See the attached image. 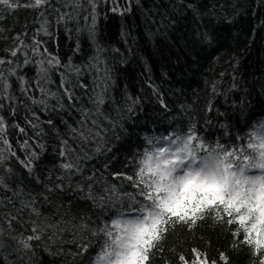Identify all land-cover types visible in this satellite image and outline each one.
I'll list each match as a JSON object with an SVG mask.
<instances>
[{
    "label": "trees",
    "instance_id": "trees-1",
    "mask_svg": "<svg viewBox=\"0 0 264 264\" xmlns=\"http://www.w3.org/2000/svg\"><path fill=\"white\" fill-rule=\"evenodd\" d=\"M18 2L19 7L12 11L4 9L2 13L0 57H7L5 50L13 46L15 36L27 33L30 37L39 28L38 22L47 18L49 26L53 25L50 32L56 33L64 24L69 33L61 41L43 35L37 37L46 40L48 52L61 62L49 74H57L58 79L62 74L67 79L63 84L60 80L58 89L48 86L42 92L40 88L45 82L40 80L39 87L36 86L35 66L24 67L17 75L23 73L28 93H23L19 81L10 77L12 99L0 100L3 104L0 115L9 125L7 138L21 160L26 159L19 147L25 136L12 125L19 124L28 137H34V130L27 128L25 118L34 119L35 113L45 133L41 138L45 150L36 162L34 175H29L15 158L3 166L11 168V174L0 169L8 185L0 188V201H3L0 204V228L3 229L0 264H91L102 244V238L93 237L91 230L110 219L118 208L107 204L101 208L96 203V207L91 206L93 200L86 199V192L81 191L91 183L86 177L95 178L92 191L99 196L103 195L105 182L116 181L115 174L134 175L135 150L143 146V133L168 135L174 130L189 133L190 125L195 124L197 136L210 143L235 146L246 144L250 130L258 129L254 122L264 117V0H184V3L138 0L131 4H126V0H94L97 41L103 49L101 60L108 61L109 76L91 67L84 68L88 58L93 62L96 54V46L87 31L92 17L89 0H79L78 4L49 0L44 9L24 7L30 0ZM188 3L194 4L198 13L188 8ZM129 7L131 10L127 11ZM41 11L44 17L40 16ZM58 13L66 14L60 23L56 22ZM204 32L210 34V42H201L200 34ZM27 37L22 38L30 42ZM77 43L79 52L75 51ZM69 60L79 71L97 73L91 78L97 86L113 85L114 95L109 99L115 108L114 104L102 105L100 115L105 123L107 120L117 125L93 131L92 141L96 145L101 142V136L107 138L101 142L104 146L91 147L87 141L82 146L80 137L71 132L68 144L77 152L67 159L80 168L79 174L73 169L71 178L52 163L55 157L59 160L63 157L58 152L50 154L59 144L57 133L64 138L71 124L65 122L73 113H78L75 108L58 102L59 92L64 93V88L82 77L65 67ZM7 69L5 64V74ZM32 99H45L48 110L33 104ZM119 110L126 113H118ZM49 119L55 131L47 123ZM121 119L123 123H117ZM18 137L22 141L14 145ZM58 174L63 176L62 181L56 180ZM56 183H62L63 188L48 191L45 187L54 188ZM122 183L123 187L117 184L119 195H133L137 201L143 199L137 195L138 188L127 181ZM29 201H34L39 216L24 207ZM122 210L131 214L126 203ZM83 224L88 228L82 229ZM33 226L40 229L42 240L32 241L33 251L21 252L17 248L4 251L32 233ZM235 230V225L218 224L210 216L191 230L177 225L166 234L163 248L155 250L151 264H182L181 255L192 264L197 252L206 256L210 264L212 261L223 264L219 259L222 254L228 257V264H256L257 257L247 245L234 244L235 239H240L233 236ZM98 240L100 245L94 251ZM82 248L87 251H81Z\"/></svg>",
    "mask_w": 264,
    "mask_h": 264
},
{
    "label": "clouds",
    "instance_id": "clouds-1",
    "mask_svg": "<svg viewBox=\"0 0 264 264\" xmlns=\"http://www.w3.org/2000/svg\"><path fill=\"white\" fill-rule=\"evenodd\" d=\"M254 124L258 128L264 125V117ZM250 135L251 147L247 143L217 146L199 136L190 139L183 130L168 135L141 134L144 143L135 150L134 175L145 198L150 194L151 199L144 200V213L125 214V203L128 211L138 209L139 201L123 195L102 198L103 204L118 210L92 229V236L102 238V244L91 264H151V257L165 238V224L180 221V216H171L173 212H191L197 220L210 216L218 224H224L231 213L236 230L244 233L251 228L259 212L249 208L264 210V138L255 129ZM215 183L222 185V193L211 186ZM220 195L223 203L217 199ZM213 200L216 202L210 203ZM240 216L246 217L243 226L238 223ZM260 239L264 240V233ZM249 248L253 252L255 244Z\"/></svg>",
    "mask_w": 264,
    "mask_h": 264
},
{
    "label": "snow or ice",
    "instance_id": "snow-or-ice-1",
    "mask_svg": "<svg viewBox=\"0 0 264 264\" xmlns=\"http://www.w3.org/2000/svg\"><path fill=\"white\" fill-rule=\"evenodd\" d=\"M61 3H66V2H75L79 3V0H60ZM133 2L138 3V0H126V4H131ZM181 3H184V0H180ZM89 3L91 4L92 8V17H91V25L87 29L88 31V36L90 40L95 44L96 46V54L93 57V60L96 62H99L101 59V55L103 52L102 47L99 45L97 41V33H96V4L94 0H89ZM49 4V0H30V2L24 7H30L33 9H44L46 5ZM19 2L18 0H0V20L3 19V11L4 9H7L8 11H12L13 9L19 7ZM188 8L192 9L194 13H198V9L195 7L194 4L188 3L186 5ZM127 11H130V7L126 9ZM54 12H57L56 9H53ZM113 11H116V8H113ZM121 15L124 14V12L120 13ZM40 16L44 17V11L40 12ZM70 19L71 17H67ZM66 19V14L63 13H58V18H57V23H60L61 21H64ZM3 29L0 28V32H2ZM43 35L45 38H50V39H55L54 33L50 32V26H49V21L47 18H44L40 21L39 23V28L37 29L36 32H34L30 37H27V33H21L17 36L14 37V44L10 49H6L5 52L7 53V57H0V100L3 99H9L11 100L12 98L9 96V89L11 87L9 83V78L10 77H15L16 80L19 81L20 86H21V91L25 94L28 93L29 89L26 88L24 85L27 83L25 81L24 75L21 72L20 75H17L18 70L23 69L24 67L28 66H35L36 71H37V77L38 80L36 82V86L39 87V81L44 80L45 78L48 77L49 72L51 69L59 67L61 62L58 57L50 54L48 52V49L46 47V40L38 39L40 35ZM22 37H27L30 42H25V39ZM200 39L201 42H210V34L208 32H204L200 34ZM80 47L79 44L77 43L76 52H79ZM8 65L7 69V74H5L4 70V65ZM95 67L96 65L93 64L91 65ZM69 71H76L77 74H79V69L78 68H73L71 65V61L69 60V64L65 66ZM67 77L62 75V84L63 81L66 80ZM70 83V82H69ZM83 87V85H81ZM42 92L44 91L42 88L40 89ZM64 94L66 95L67 99L71 101L73 99V95L71 91H69L68 88L63 89ZM53 96L56 95V93H52ZM31 99V97H29ZM33 104H39L43 105L45 110H48V105L46 103L45 99H40V100H35L32 99L31 101ZM98 103L103 104L104 100L103 97L100 96L98 98ZM59 107H63L62 104L58 105ZM3 104L0 103V110H2ZM54 110V109H53ZM10 111L12 109L10 108ZM86 115V113H85ZM34 119L37 121L36 123H32L31 121L27 120L25 118V122L30 125V127L34 130V137H28L27 133L25 131L24 127H21L19 124H14L12 125L14 128L18 130L19 133L23 134L25 136V139L23 140L22 143L19 144L20 149H22L25 152L26 159L21 160L19 156L16 155V152L13 150L12 144L9 142L7 138V130H8V123L5 120V118L0 115V169L3 170V172H6L8 174H11L12 169L11 168H6L4 169V164L6 161H8L10 158H15L26 170L29 175H34V170L36 166V162L40 159L41 155L43 154L45 150V143L42 141V136L45 135L43 128H40L39 124V117L34 115ZM49 126L53 128L55 131V127L53 125V122L51 119L47 121ZM83 124V122H81ZM93 124H95V121H93ZM39 128V131H35L36 129ZM70 131L80 137L82 141H87L90 138L91 135V130L89 129V135H85L84 131L82 129H77V128H72L69 126ZM257 131L261 134V137L264 138V125H261ZM95 135L99 136V133H96ZM188 136L190 139H196L197 135L195 132V124L190 125V132L188 133ZM57 139L59 140L60 143V149L58 151V155L61 157H65L66 162L60 163L59 167L63 170L65 174L71 178L73 169H75L76 173L79 174L80 168L78 164H74L71 160H68V153L72 151V149L69 147L68 140L60 138L58 133H57ZM31 140V142H30ZM247 144L249 147L252 146V135L247 140ZM217 146H220V143L217 142ZM264 147V145H262ZM38 149V151H37ZM235 150V149H233ZM242 150V149H241ZM97 152L100 151L99 147L96 149ZM231 155V152L228 153ZM116 176V181L113 183H107L105 182L104 187H103V195H95L92 191V184L96 183V180L94 177H86L87 180H89L91 183L88 185V189L85 193V198L93 200L94 203L98 205V207L103 208L104 204L102 203V198L111 200L114 196L119 195V189L117 184L119 183L120 187H123V181H127L131 183L133 186L139 189V192L137 193L138 196L143 197L142 200L139 201V208L138 209H133L129 208V212L133 211H139L141 213H144L147 205L144 203L145 199H151V195L149 194L146 198L144 196V192L141 189L140 183L137 182L135 175H122V174H115ZM51 180L52 178L49 177ZM57 181H62L63 176H57L56 177ZM62 183H56L54 185V188H49L47 185H45L46 189L48 191H59L63 188ZM212 187H215L218 192L222 193V185L219 183H215L211 185ZM8 185L6 184L5 181V175L0 174V188H7ZM10 190V189H9ZM83 191V189H81ZM128 198L130 200L136 199L135 196L133 195H128ZM45 200L48 199V197H44ZM220 203L224 202V198L222 195H220L218 198ZM216 201H210V203H215ZM3 201H0V204H2ZM24 207L30 208L31 212L34 213L36 216H39L40 213L34 206V201H29L24 204ZM236 211H240V206H236ZM249 211H258L259 215L257 217V222L252 225L251 228H246L244 233H241L238 230H235L233 232V236L236 238L240 239H235L234 244L239 246L241 243L244 245H247L250 247L252 244H255V249L253 250L252 254L253 256L257 257L256 264H264V254H261V249L264 248V240H261L260 237L262 233H264V210H261L259 207L257 208H249ZM229 218L227 221L224 223L226 225H232L231 221V213L228 214ZM171 216H180V221L179 222H173L172 224H165L164 226V234L166 238V234L169 233L170 228L175 229L177 225H183L186 226L189 230L193 229L196 227L198 222L205 220L208 216H205L199 220H197L196 216L194 213H171ZM238 223H240L242 226L244 224V221L246 217L240 216L237 218ZM82 229H87L88 225L83 224L81 225ZM32 235L27 236L26 238L20 239L19 240V245L21 246L22 243V248L24 250H30L32 248V241H40L41 240V235H40V229L36 226H33L32 229ZM231 231V229H230ZM3 233V229L0 228V234ZM255 234V239H253V235ZM91 235H92V230H91ZM157 235H159V232H157ZM164 238V240H165ZM163 240V241H164ZM163 241L159 244L157 247V251L161 250L163 248ZM81 251H87V248H82ZM154 255V254H153ZM197 258L194 264H210V262L207 260L206 256H202L201 253L197 252L196 254ZM152 258V257H151ZM147 260L148 258L145 257ZM220 261H223V264H228V257L226 255H221L219 257ZM179 260L182 262V264H188V261L185 260L184 256H180ZM211 264H216L215 261H212Z\"/></svg>",
    "mask_w": 264,
    "mask_h": 264
},
{
    "label": "bare ground",
    "instance_id": "bare-ground-1",
    "mask_svg": "<svg viewBox=\"0 0 264 264\" xmlns=\"http://www.w3.org/2000/svg\"><path fill=\"white\" fill-rule=\"evenodd\" d=\"M40 21L38 23H40ZM52 27H53V25L50 27L51 30H53ZM67 34L69 35V33H68L66 27L64 26V24H62V28L59 31L54 33L56 41H59V40L61 41L62 39H66ZM91 60L92 59L88 58V61L84 63V68L91 67L93 70H96L97 72H98V70H100L101 74L106 75V76H109L111 74V71L109 70V66H108V61L107 60H101L100 59L99 62H96V61L89 62ZM93 64H95L96 66L95 67L91 66ZM79 73L81 74L82 77L77 79L75 83L69 85V87H68L69 91H71V93L73 95V99L71 101H69L64 93L59 92L61 94L58 97V102L64 104L65 106H68V107H71V108H75L78 111V113H73V115L69 116V120L67 121V123L65 122V124L69 125V122H71L70 126H72V128H74V126L77 125L76 128L77 129H82L84 131L85 135H89L88 130L90 129L91 130V135H90V138L87 140L89 146H91V147H93V146H101L102 145V143H101L102 140H105L107 138H104L103 136H101V142L97 143V145H96V142L92 141V138H93L92 133H93V131L100 132V131H102L103 129H105L107 127H117L116 124H111L110 121L106 120V122L108 124L105 123L103 121V116L100 115V113L102 111V105L103 106H105V105L106 106H110V105L114 104L109 99L110 96L114 95V90L112 88L113 85H111V87H110V85H104L103 84V85H101L99 87V86H97L95 84L94 81L91 80V78L95 77L97 75V73L86 74V73L83 72V70L79 71ZM59 75L61 76L60 79L57 78V74H55V73L49 74L48 77L44 79L45 84H42L41 88L44 91L47 90L48 86H52L53 90L54 89H58L57 85L61 84L60 80H62V74H59ZM110 79H112V78H110ZM81 85H83V87H81ZM56 93H58V91ZM100 96H102V97L105 96L106 97V98H103V100H104L103 104H99L98 103V98ZM114 108H115V104L113 105V109ZM85 113H86V115H85ZM118 113H126V112L124 110H119ZM34 115H35V113H34ZM27 120L32 122L35 119L29 118ZM93 121H95V124H93ZM81 122H83V124H81ZM117 123L122 124L123 123V119H121ZM27 128H30L29 124L27 125ZM126 135H128V133ZM71 137H72L71 131H70L69 127H67L66 134H65L63 139H67L68 142H69L70 139H72ZM21 141H22V138L18 137L13 142V144L14 145L19 144ZM76 142L78 144L80 143L78 140ZM82 142H83V144H82V146H83L85 141H82ZM102 146H104V145H102ZM69 147L72 149V151L70 153H68V156L75 155L76 152H77L76 148H73L70 145H69ZM59 149H60V143L58 144L57 149L51 151L50 154L51 155L57 154L56 152H58ZM87 149L89 150V147H87ZM61 162H66L64 157H63L62 160H59L57 157H55L54 161H52V163L55 164V165H60ZM58 176H60V175L58 174ZM86 189H87V187L83 188V193L86 192ZM91 206L96 207V204L93 202ZM29 235H32V233L27 234L25 237H27ZM95 244H96V247H95L94 251L100 245L99 240L95 241ZM16 248L19 251L24 252V249L19 245V243L15 244V245H13L11 247H8L4 251H6V250H14ZM25 251H27V250H25ZM29 251H33V242H32V248ZM196 258H197V256H195V260L192 261L193 263L196 261Z\"/></svg>",
    "mask_w": 264,
    "mask_h": 264
}]
</instances>
